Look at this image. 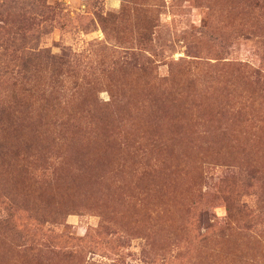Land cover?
<instances>
[{"label": "rangeland", "instance_id": "rangeland-1", "mask_svg": "<svg viewBox=\"0 0 264 264\" xmlns=\"http://www.w3.org/2000/svg\"><path fill=\"white\" fill-rule=\"evenodd\" d=\"M0 264H264V0H0Z\"/></svg>", "mask_w": 264, "mask_h": 264}]
</instances>
